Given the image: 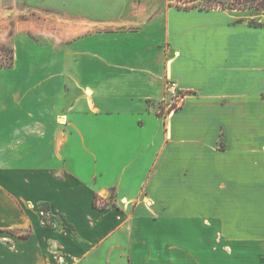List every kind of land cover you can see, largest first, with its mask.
I'll return each instance as SVG.
<instances>
[{"label":"crops","instance_id":"0c3cea01","mask_svg":"<svg viewBox=\"0 0 264 264\" xmlns=\"http://www.w3.org/2000/svg\"><path fill=\"white\" fill-rule=\"evenodd\" d=\"M172 1L0 0V264H264V15Z\"/></svg>","mask_w":264,"mask_h":264},{"label":"trees","instance_id":"16d2710c","mask_svg":"<svg viewBox=\"0 0 264 264\" xmlns=\"http://www.w3.org/2000/svg\"><path fill=\"white\" fill-rule=\"evenodd\" d=\"M201 2H203V4L205 6H200V7H194L193 8H198L201 10H211V9H222V10H228V11H233V10H241V11H250V12H254L257 13L255 15L260 16V15H264V0H231L228 2H224V1H219V0H200ZM176 4L179 6L180 3ZM242 6V7H241ZM182 7V6H180ZM185 8H188V6H183ZM192 7V6H191ZM248 24L250 26H260L261 23L259 22V19L257 20H250L248 21ZM172 109H170L171 111ZM169 111V112H170ZM98 198L95 197L94 201H93V206L95 208H100V209H105L107 206H109L108 203H101V206L97 205L98 202ZM39 211V215H40V220L42 222V224L47 227V228H52L53 225H46L43 215L45 212L48 213V207H44L43 210V206H40L38 208ZM63 227L68 228L69 225L66 223V221H64V225Z\"/></svg>","mask_w":264,"mask_h":264},{"label":"rangeland","instance_id":"374dc122","mask_svg":"<svg viewBox=\"0 0 264 264\" xmlns=\"http://www.w3.org/2000/svg\"><path fill=\"white\" fill-rule=\"evenodd\" d=\"M180 3L179 6H189V7H200V6H205L203 4V2H201L200 0H174L172 1L173 4ZM242 7V6H241ZM233 12L241 19H244L246 21H250V20H257L260 17L255 15L257 13H252L250 11H241V10H233ZM13 63V51L10 47H4V48H0V67L2 68H8L12 65ZM154 110L156 112H158L159 110L157 109H161L160 110V114L162 115L164 113V108H163V104L159 105V106H154ZM157 108V109H156ZM177 108V105L172 103L167 109L166 112H169L170 109H172L171 111H173L174 109ZM170 111V112H171ZM62 123V122H60ZM44 210V208H43ZM44 221L46 223V225H53V226H63L64 225V219L63 218H59V217H52L50 216L47 212L44 213L43 215Z\"/></svg>","mask_w":264,"mask_h":264},{"label":"built area","instance_id":"2783aa9c","mask_svg":"<svg viewBox=\"0 0 264 264\" xmlns=\"http://www.w3.org/2000/svg\"><path fill=\"white\" fill-rule=\"evenodd\" d=\"M168 91L170 93V96L173 100V103L177 105L178 101L182 98L181 94L177 93L176 90L174 89V85H169L168 86Z\"/></svg>","mask_w":264,"mask_h":264}]
</instances>
